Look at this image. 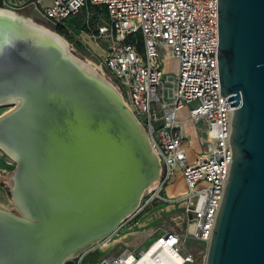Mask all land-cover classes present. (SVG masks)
Wrapping results in <instances>:
<instances>
[{"label": "water", "instance_id": "1", "mask_svg": "<svg viewBox=\"0 0 264 264\" xmlns=\"http://www.w3.org/2000/svg\"><path fill=\"white\" fill-rule=\"evenodd\" d=\"M8 18L0 103L16 101L0 117V141L15 162L5 187L15 207L0 208V264H64L132 215L162 166L116 86L39 27ZM217 29L232 160L204 264H264V0H217Z\"/></svg>", "mask_w": 264, "mask_h": 264}, {"label": "built area", "instance_id": "2", "mask_svg": "<svg viewBox=\"0 0 264 264\" xmlns=\"http://www.w3.org/2000/svg\"><path fill=\"white\" fill-rule=\"evenodd\" d=\"M30 5L68 32L80 28L103 51L108 79L147 130L162 166L158 185L110 238L136 231L130 219L152 202L170 206L172 224L152 228L137 244L122 243L112 255L115 246L91 264H132L154 246L178 256L181 264H204L206 254L189 250L186 241L207 247L232 160L226 142L233 107L221 93L218 77L217 0H1V6L17 12ZM90 8L104 14L92 29H87L88 21L80 26L67 22ZM169 58L178 61L176 77L163 74V60ZM185 106L188 116L181 119L178 112ZM158 119L163 124L155 129L152 123ZM189 121L199 145L193 160L185 126ZM177 172L185 190L167 195L165 188ZM174 206L179 211L173 212ZM149 256L159 259L158 252Z\"/></svg>", "mask_w": 264, "mask_h": 264}, {"label": "rangeland", "instance_id": "3", "mask_svg": "<svg viewBox=\"0 0 264 264\" xmlns=\"http://www.w3.org/2000/svg\"><path fill=\"white\" fill-rule=\"evenodd\" d=\"M47 1V0H46ZM18 12L24 13L27 16H30L34 21L41 23L55 31L56 27L55 25L46 19L44 16H42V13L40 12V9L38 7H35L33 5H30L26 7L25 9L19 10ZM88 14L86 12H81L75 18L72 19V21L77 22L76 25L80 26L84 21H88L89 23V28L88 30L92 29L93 26L95 25V22L99 17L104 19V14H99L95 8H90ZM62 31H57L58 33L62 34L66 40L68 41L72 51L74 54H76L78 57L86 60H91L95 64L99 65L100 68L103 71L104 76L108 79H110V75L106 72L104 69V66L101 64V59L103 57V51L98 49V47L95 45L93 41H91L87 35L83 34L81 32V29H76L72 28L70 32L66 31L64 28H61ZM163 74H168L172 77H176L177 72H178V61L173 58L169 59H164L163 60ZM108 79V80H109ZM4 108V107H2ZM3 109L0 107V112ZM188 111H189V106H185L178 112V117L181 119H185L188 116ZM153 127L155 129L159 128L162 126L163 121L161 119H158L154 121ZM185 126L188 130V135H189V146H190V151H189V156L190 160H193V156L196 154L198 151V140L196 137V133L192 128V123L186 122ZM0 159H1V165L2 167L0 168V188L3 191V195L5 198H9L6 194V189L4 186V182L6 178L9 176L11 171L13 170L14 163L13 161L5 155V153L0 149ZM170 194L167 191V187L165 188V193L167 195H177L185 190V185L182 180V177L180 176L179 172L175 174L173 177V181L168 184L170 186ZM169 190V189H168ZM148 197V194H144L143 199H141V202H144L145 199ZM9 202L3 204H0L1 206H4L8 209L12 207V203L10 202V199L8 200ZM173 212L179 211L177 209V206H174L172 208ZM171 211H170V206L167 205H162L158 202H152L142 208L139 212H137L132 220L130 226L135 229L136 231H146L147 234L149 231H151L152 228H155L157 226H164V225H170L172 224V220L170 217ZM149 243L148 241H145L142 245H140L136 250L145 248L147 244ZM186 246L189 250L193 252H202V255L205 253L206 254V245L198 240L195 239H189L186 241ZM123 244H118L116 247L110 251V254L115 255L120 252L122 249ZM102 258V257H101ZM100 259V258H99ZM96 259V260H99ZM76 259L68 260L65 264H77ZM79 264H91L88 262H80Z\"/></svg>", "mask_w": 264, "mask_h": 264}, {"label": "bare ground", "instance_id": "4", "mask_svg": "<svg viewBox=\"0 0 264 264\" xmlns=\"http://www.w3.org/2000/svg\"><path fill=\"white\" fill-rule=\"evenodd\" d=\"M0 15H4L6 17H9L8 19H17L18 18L21 20H25V21L29 22L30 24L39 27L40 29H42L44 31V33H46V35H48V37H51V39H53L57 44H59L63 48L65 53L68 56H70L71 58H73L86 72H89L92 75H94L95 77L103 80L111 88L112 91L114 90L115 92L118 93L115 85L104 76L103 71L100 68V66L95 64L91 60H86V59L84 60V59L78 57L76 54H74L69 43H68V41L66 40V38L62 34L58 33L55 30L53 31V29H51V28H49V27H47L41 23L34 21L30 16H27V17L21 16L18 13L12 11L11 9L9 10L8 8L7 9H5V8L0 9ZM109 97H110V99H113L112 96H109ZM3 100H8V101H4L5 103H0V107H1V109H3L0 112V117H2L3 115H6L7 113H9L10 111H12L15 108V105H10L14 101H16L14 97L4 98ZM113 100L115 101V99H113ZM122 101H123V103H121V104L124 107H127L129 109V106L127 105L125 100L123 99ZM2 107H4V108H2ZM4 145L5 144L2 141H0V147H2V149L1 148L0 149L5 153V155L7 157H9L7 154L12 155V153ZM150 148H151V152L153 154H155V151L152 149V147H150ZM13 163H14V167H15V162L13 161ZM155 183L156 182L153 181V183L150 186H148V188L142 193L140 199L143 198L144 194L147 191L151 190V188L155 185ZM4 186L5 187L6 186L11 187V174H9V176L6 178V180L4 182ZM6 194H7V192H6ZM7 196L9 197L10 202L12 203V207L10 209H8V208L0 205V208L5 209L7 211H10L15 206L13 204L11 197L9 195H7ZM122 221L123 220H121L119 222V224ZM119 224H118V226H119ZM118 226L116 227V229L118 228ZM112 233H110L104 239H102V240L96 242L95 244H93L92 246H90L87 250H85L83 253H81L77 257H84V259H87V260L99 259V258L101 259V257L103 258L105 255H107L108 251L110 249H112L113 247H115L116 245L121 244V243H124V244L134 243V242H137L138 240H140L142 237L147 235L146 231H131V232H127V233H124L122 235L110 238ZM156 247L157 246L152 247L148 254L143 253L142 257L139 259H136L132 264H181V260L178 256H173L170 253H164V251H162L160 248L156 249ZM152 251H154V253H157V252L159 253V257H158L159 259L158 260H155L152 258V256H149ZM72 259H76V258H69L68 260H72ZM68 260H66L65 263Z\"/></svg>", "mask_w": 264, "mask_h": 264}, {"label": "crops", "instance_id": "5", "mask_svg": "<svg viewBox=\"0 0 264 264\" xmlns=\"http://www.w3.org/2000/svg\"><path fill=\"white\" fill-rule=\"evenodd\" d=\"M2 167V165H1V159H0V168ZM1 186V185H0ZM2 187V186H1ZM170 187H171V185L170 186H167V191H168V193L170 194ZM169 189V190H168ZM9 200V198H5L4 197V195H3V191L1 190V188H0V204H3V202H5V203H7V202H9L8 201ZM145 238V236L144 237H142L140 240H142V239H144ZM140 240H138L137 242H139ZM137 242H134V243H130V244H137Z\"/></svg>", "mask_w": 264, "mask_h": 264}, {"label": "trees", "instance_id": "6", "mask_svg": "<svg viewBox=\"0 0 264 264\" xmlns=\"http://www.w3.org/2000/svg\"><path fill=\"white\" fill-rule=\"evenodd\" d=\"M0 6H1V0H0ZM23 14H24V13H23ZM25 15H26V14H25ZM73 18H75V17H71V18H69V19L67 20V22L72 21ZM55 27H56V30H57V31H59V32L62 31V29H61L62 26H61V25H55Z\"/></svg>", "mask_w": 264, "mask_h": 264}]
</instances>
